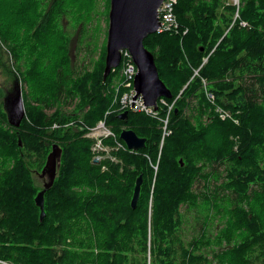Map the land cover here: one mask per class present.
I'll return each mask as SVG.
<instances>
[{
  "label": "trees",
  "instance_id": "trees-1",
  "mask_svg": "<svg viewBox=\"0 0 264 264\" xmlns=\"http://www.w3.org/2000/svg\"><path fill=\"white\" fill-rule=\"evenodd\" d=\"M97 1L0 0V48L25 66L15 82L24 83L27 116L11 126L0 90V264H264V0H239L236 18L230 0H178V32L144 39L176 98L155 176L149 160L157 159L159 123L132 111L120 119L115 70L102 81L105 46L90 73L76 70L69 55L68 25L82 32L99 15ZM108 9L106 0L105 15ZM202 79L218 105L238 113L239 124L215 113L202 123L210 107ZM74 97L76 113L46 115ZM190 99L198 103L196 124L183 115ZM104 116L115 134L124 126L146 143L136 152L114 151L116 161L106 159L102 170L83 134ZM53 144L61 148L59 166L40 221L35 196L43 186L32 169L41 172ZM191 210L200 225L183 242L177 232ZM217 214L223 225L209 231Z\"/></svg>",
  "mask_w": 264,
  "mask_h": 264
},
{
  "label": "water",
  "instance_id": "water-1",
  "mask_svg": "<svg viewBox=\"0 0 264 264\" xmlns=\"http://www.w3.org/2000/svg\"><path fill=\"white\" fill-rule=\"evenodd\" d=\"M162 2L163 0H109L102 73V81L104 82L110 72L118 67L121 50H128L137 68L133 82L136 94H140L145 103L152 105L155 109L158 98L171 99L172 94L159 78L154 55L144 46L143 41L148 35L158 33L160 24L158 8ZM3 99L7 122L11 126L18 127L26 114L21 88H14L5 94ZM127 114V111L120 113V119H126ZM119 138L129 149L140 150L145 147L146 139L139 137L131 129H122ZM18 144H21L20 139ZM60 154L61 148L57 144H53L40 173L41 175L47 173L49 177L48 182L43 184V189L35 196V204L40 209V221L45 215L44 192L51 187L56 177ZM92 163L96 164L97 161L93 159ZM141 184L142 175L140 174L136 178L130 201L132 209L136 207Z\"/></svg>",
  "mask_w": 264,
  "mask_h": 264
},
{
  "label": "rangeland",
  "instance_id": "rangeland-1",
  "mask_svg": "<svg viewBox=\"0 0 264 264\" xmlns=\"http://www.w3.org/2000/svg\"><path fill=\"white\" fill-rule=\"evenodd\" d=\"M106 0H98L97 1V9L99 12V15L95 18H93V21L85 24L84 25V29H82V32L77 31L75 29L72 28V25H68L67 30L69 33V55L70 58L72 60L73 63L76 64V70L81 71L84 70L87 73H90L94 70L96 64L100 61V58L102 56V52H103V47L105 46L106 43V34H107V27H108V14L105 15L103 10H104V2ZM231 1V0H230ZM232 2V1H231ZM239 8V7H238ZM102 11V13H101ZM236 11L238 12V9L236 7ZM236 13V12H235ZM107 17V19H106ZM77 23H79L78 21H76ZM96 29V30H94ZM91 33H94L91 34ZM90 35H92V37L90 38ZM91 44V45H89ZM0 51L3 52V54L0 57V90L2 91L3 94L10 92V90L12 89V87L14 88H21V84H22V90L24 91L25 86L23 82H15V79L18 78V74L22 73V71H24L25 66L23 64H21L20 69L14 64L12 63V57L9 53V51L4 47L1 46ZM7 61V63L5 62ZM114 76H112L111 81L115 84L120 76L118 74V71L115 70L114 72ZM195 74H197V71L195 72ZM13 76H15V78H13ZM19 80V78H18ZM205 81V87H204V94L207 91L212 92L209 88L210 85L207 83V81L205 79H203ZM112 87V84H111ZM26 90V89H25ZM213 93V92H212ZM214 94V93H213ZM206 97V94H205ZM215 97V94H214ZM197 99H190L188 101L191 102L192 105L195 106L194 109L190 108L192 107V105H188V103L183 107V115L187 118H190L192 121L194 120V118H192L195 114L198 113L197 109H198V103H196ZM207 100V98H206ZM208 101V100H207ZM80 102V98L78 97H74L71 101L66 102V103H59L57 105H54L51 108H47L46 111V115L48 116H52L57 110L60 112V110L62 111L63 115L65 117L76 113L77 110L76 108H78V103ZM209 102V101H208ZM210 107L207 108L206 112L203 113V115L201 116V121L204 124H208L211 122V120L214 118V113L215 111L212 109L213 104H211L209 102ZM220 106L217 104L216 99H214V106ZM213 106V107H214ZM221 107V106H220ZM226 109V108H224ZM231 115L232 117L237 119V122H234V124H239L240 123V119L238 118V116H236V114L238 113H233L230 109H226ZM26 112V111H25ZM25 119H27V116L25 114ZM72 120H70L69 122H65V123H58V122H54L56 124H60V126H67L68 124H72ZM53 123V124H54ZM194 124H196L195 121H193ZM52 124V126H53ZM159 127V125H158ZM123 129H126L124 126L122 127ZM121 128V129H122ZM160 131L162 133V126L160 125ZM168 128L170 129V126L168 125ZM53 129H58V128H53ZM84 136V134H83ZM85 137V136H84ZM87 138V137H86ZM160 140H161V134H160ZM160 140H159V144H160ZM165 140V139H164ZM39 143V141L37 142V144ZM164 143V141H163ZM92 145V143H91ZM163 146V144H162ZM236 149V147H235ZM162 150V147H161ZM161 150H160V154H161ZM158 153H159V145H158ZM160 156V155H159ZM36 157L35 151L32 150V159L34 160ZM158 158V155H157ZM157 161V159H156ZM36 162V161H35ZM150 162V165L153 168L154 171V176L156 175L157 169H158V164L157 165H153V162ZM158 163H159V159H158ZM156 164V162H155ZM153 166H157L156 169H154ZM41 172H37L35 170L32 169V178L34 183H36V185L40 188L43 186L44 183L48 182V174L45 173L43 175L40 174ZM225 177V175L223 174L220 181ZM230 179L228 178L227 181H229ZM202 183L201 182H197L195 184V188L196 190H201L202 189ZM212 213V211H211ZM194 215H200L198 214V212H196V210H191L190 213H187L184 217L186 218V222H184L183 220V224H185V229H183L181 226L177 232V235L179 236V238L184 242V239L186 240V238H190V231H193L194 228L199 227V222H196L195 220L192 219V217ZM220 214H217V217L212 218L210 217L209 220V224H208V228L209 231H214L215 229L221 227L223 224L222 218H218ZM190 220V222H188ZM224 244V241L222 242V245ZM256 257H260L259 253H257ZM1 264H7V263H1ZM255 264H259V259L257 261H255Z\"/></svg>",
  "mask_w": 264,
  "mask_h": 264
},
{
  "label": "built area",
  "instance_id": "built-area-1",
  "mask_svg": "<svg viewBox=\"0 0 264 264\" xmlns=\"http://www.w3.org/2000/svg\"><path fill=\"white\" fill-rule=\"evenodd\" d=\"M232 3L239 7V0H231ZM178 0H163L161 6L158 8V16L160 24L158 27V33L161 32H174L177 33L180 29L179 22L175 14V6ZM238 17V12L235 13V18ZM245 24V22H242ZM186 30L183 31V34ZM118 71L120 76L118 80V85L115 87V97L114 102L117 104L119 113L124 111L127 112H138L142 113L153 120L157 121L162 126L161 140L159 144V153L156 164H158V159L160 155V150L164 139L171 133V129L168 128L169 119L171 112L175 109L174 99H168L165 97H160L157 99V108L155 109L152 105H148L143 100L140 94H136L133 82L135 74L137 73L136 65L134 64L131 54L128 50H121V59L118 67L114 68L112 71ZM202 84L205 87V81L202 79ZM122 89V92H120ZM207 100L214 106V94L206 90L205 92ZM215 114L222 120L229 119L232 122H237V119L232 117V115L224 108L215 105ZM108 112L105 113V116ZM104 118L98 120L96 124L92 127H86L84 131V136L91 139V162L93 159L97 161L96 164H102L101 169H106V165L103 163L106 159L110 161H116V156L113 154L114 151L128 150L130 152H136L137 150L129 149L125 143L119 138V134H115L110 126L107 125ZM60 124L54 123L52 128H59ZM106 140H112V143L106 142ZM154 169L157 166H153Z\"/></svg>",
  "mask_w": 264,
  "mask_h": 264
}]
</instances>
